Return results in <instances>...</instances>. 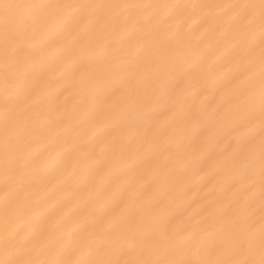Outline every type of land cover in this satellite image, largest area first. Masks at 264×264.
I'll use <instances>...</instances> for the list:
<instances>
[{
    "label": "bare ground",
    "instance_id": "1",
    "mask_svg": "<svg viewBox=\"0 0 264 264\" xmlns=\"http://www.w3.org/2000/svg\"><path fill=\"white\" fill-rule=\"evenodd\" d=\"M0 264H264V0H0Z\"/></svg>",
    "mask_w": 264,
    "mask_h": 264
}]
</instances>
